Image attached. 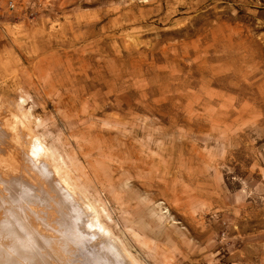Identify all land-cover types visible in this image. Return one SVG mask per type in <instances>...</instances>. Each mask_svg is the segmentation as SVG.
<instances>
[{
  "label": "rangeland",
  "instance_id": "1",
  "mask_svg": "<svg viewBox=\"0 0 264 264\" xmlns=\"http://www.w3.org/2000/svg\"><path fill=\"white\" fill-rule=\"evenodd\" d=\"M0 139V264H85L35 140L130 264H264V0H0Z\"/></svg>",
  "mask_w": 264,
  "mask_h": 264
},
{
  "label": "bare ground",
  "instance_id": "2",
  "mask_svg": "<svg viewBox=\"0 0 264 264\" xmlns=\"http://www.w3.org/2000/svg\"><path fill=\"white\" fill-rule=\"evenodd\" d=\"M23 102L24 101H21V103H23ZM5 138L6 137H4L3 139H5ZM3 139H0V140H3ZM32 147H33L34 153L32 152L31 155L33 157H30L29 159L27 158V159H25V161L27 163H29L30 166L32 165L36 168V170L39 172L40 177L42 178V181L44 183H47L49 186L52 187L53 195L55 197L50 196L49 198L48 197L46 198L44 195L46 193L44 191H43L44 193L41 191L43 194H41V192H39L41 195L40 194L36 195L31 190L33 188H31V189L29 188L31 186V183H30L29 187H27V188L22 187L21 189L20 188L18 189V195H19L18 199L19 200L16 201V205H17V203H20L22 201H26L29 205H32V204L34 205V204H38V203L44 204V206L46 207L45 209H47L48 207H50V205H48L49 200H50V202L52 201V204L55 207L54 211L51 209V211H49V213H47L45 215H46L47 219H49L51 221L54 220L55 227H57L58 229L54 231V229L52 228L51 231L55 232L56 234L59 235L60 242L62 240V243H61L62 245L60 247L63 250L65 249L64 250L65 253L70 250V254L71 253L74 254V257H75V256H77L76 251L79 247H80L79 248L80 250H78V252L87 253V255L85 256V258H86L85 264L86 263L87 264H130L131 261L129 262V260H128L129 254L125 250H123L124 248L121 249L118 246L119 244L116 243L115 239H113L111 237V235H109L107 237L104 235L105 229L103 228V225L99 222V218H98V215L95 213V210L91 206H90V209L87 208L86 204L84 203V200L79 197V193H77V191H75L74 187L71 185V183L68 181V179L59 171V169L57 167H54L53 171H50V169H48V167H51V166H47L48 165L47 159L45 158V156H47L49 158L48 151L45 150V148L41 145V143L38 140H35L33 142ZM49 160H50V158H49ZM12 170L15 171V169H12ZM0 172H1V170H0ZM1 176H4V178L6 179V174L1 175ZM31 178H33V177H31ZM3 181L5 183V180H3ZM22 182H23V179H22ZM7 183L10 184L8 181H7ZM27 185L25 184V186H27ZM17 188H18V185H17ZM49 193H47V194H49ZM28 204L24 203V206H21L22 209L23 210L27 209L26 205H28ZM41 206L43 207V205H41ZM41 206H40V208H41ZM18 211H19V209H18ZM19 213H21V212H19ZM53 213L55 216L53 215ZM25 214H27L26 211H24V214H23L24 217L22 219L19 217H15V216H11V219L17 225L23 224L25 226V228H23L22 230L24 232H27V228H26L27 225H25V223H26V221L28 223H31V221H32L31 218H33V217L30 218V216L25 215ZM18 215H21V214H18ZM43 215L44 214H42L41 216H43ZM38 217H40V216H38ZM21 220H24V221H21ZM39 222H41V221H39ZM39 222H37L36 225ZM40 225L41 224H39V226ZM13 226H14V224L12 222H9L6 225H4V229L7 227L10 230L11 228H13ZM2 227H3V224L0 223V228H2ZM35 231H37V229ZM38 234H40V233H38ZM40 236H41V234H40ZM47 238H44L47 241V243L50 244V242H51L53 244V242L50 241L53 238H50V240L49 239L47 240ZM57 239H59V238H57ZM57 242H56V245H57ZM56 245L54 244V246H56ZM42 248H43L42 243H40L39 244V251L40 252H41ZM45 248H46V246H45ZM49 248L47 245L48 250H49ZM47 249L45 250V252L47 251ZM57 249H58V247H57ZM58 250H60V249H58ZM53 251L54 250H52V252ZM55 253H57V252L55 251ZM54 255H56V254H54ZM57 255H58V253H57ZM59 256H61V255L59 254ZM68 260H70V259H68ZM46 261L44 259V255L42 253H38V257H37L35 264H47Z\"/></svg>",
  "mask_w": 264,
  "mask_h": 264
},
{
  "label": "built area",
  "instance_id": "3",
  "mask_svg": "<svg viewBox=\"0 0 264 264\" xmlns=\"http://www.w3.org/2000/svg\"><path fill=\"white\" fill-rule=\"evenodd\" d=\"M8 4H9V8H11V9H13L15 6V4L13 2H11V3L9 2Z\"/></svg>",
  "mask_w": 264,
  "mask_h": 264
}]
</instances>
